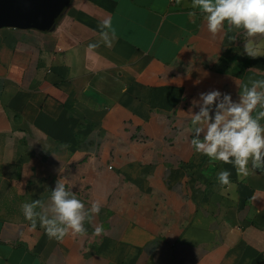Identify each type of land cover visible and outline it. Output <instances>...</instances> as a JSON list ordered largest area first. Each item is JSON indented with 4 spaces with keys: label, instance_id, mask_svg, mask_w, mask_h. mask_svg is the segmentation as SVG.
Returning <instances> with one entry per match:
<instances>
[{
    "label": "crops",
    "instance_id": "1",
    "mask_svg": "<svg viewBox=\"0 0 264 264\" xmlns=\"http://www.w3.org/2000/svg\"><path fill=\"white\" fill-rule=\"evenodd\" d=\"M191 4L62 0L45 28L0 27V264H264V170L210 162L185 131L201 93L264 80V36L213 38ZM109 17L116 38L90 50ZM58 180L101 205L85 235L22 212Z\"/></svg>",
    "mask_w": 264,
    "mask_h": 264
},
{
    "label": "clouds",
    "instance_id": "2",
    "mask_svg": "<svg viewBox=\"0 0 264 264\" xmlns=\"http://www.w3.org/2000/svg\"><path fill=\"white\" fill-rule=\"evenodd\" d=\"M191 7L199 9L205 16L207 30L213 38L220 33L225 22L230 27L243 28L247 37L264 36V0H192ZM196 15L192 11L189 17ZM100 41L88 45L90 50L100 47L101 43L110 47L116 38V30L111 18H105L99 25ZM245 52L256 57L257 54L247 44ZM193 105L199 111L192 114V125L186 133L192 135L191 146L211 160L233 163L239 174H249V162L252 170H264V80H250L243 85L239 101L234 102L230 94L218 90L201 93ZM255 116L253 113L257 109ZM214 111V116L211 115ZM202 137V138H201ZM231 173L221 171L218 180L222 186L230 184ZM25 218L31 222V228L40 226L49 238L62 240L69 233L85 235L84 222H91L93 215L101 209L99 202H93L91 208L77 199L75 194L58 180L47 205L40 200L21 205ZM39 209V210H37ZM102 225L95 226L96 235H101Z\"/></svg>",
    "mask_w": 264,
    "mask_h": 264
},
{
    "label": "water",
    "instance_id": "3",
    "mask_svg": "<svg viewBox=\"0 0 264 264\" xmlns=\"http://www.w3.org/2000/svg\"><path fill=\"white\" fill-rule=\"evenodd\" d=\"M62 0H0V27L45 28L58 14Z\"/></svg>",
    "mask_w": 264,
    "mask_h": 264
}]
</instances>
